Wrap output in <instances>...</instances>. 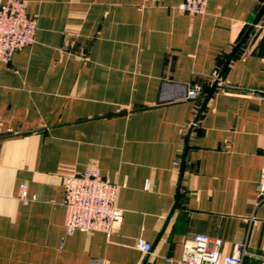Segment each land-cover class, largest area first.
<instances>
[{"label":"crops","instance_id":"1","mask_svg":"<svg viewBox=\"0 0 264 264\" xmlns=\"http://www.w3.org/2000/svg\"><path fill=\"white\" fill-rule=\"evenodd\" d=\"M24 1L34 42L0 62V264H182L195 234L261 254L264 15L208 94L264 0L193 16L183 0ZM195 85L204 100L185 99ZM89 168L117 185L122 222L66 235L63 179Z\"/></svg>","mask_w":264,"mask_h":264},{"label":"built area","instance_id":"2","mask_svg":"<svg viewBox=\"0 0 264 264\" xmlns=\"http://www.w3.org/2000/svg\"><path fill=\"white\" fill-rule=\"evenodd\" d=\"M209 0H183L178 6L179 12L186 15H202ZM36 20L27 14V2L24 0H0V62L8 63L13 54L34 42ZM219 71L215 70L212 81L218 80ZM202 88L195 85L186 91L185 99L196 100ZM146 183V187H147ZM66 235L75 232H101L110 235L121 224L123 210L115 204L117 185L103 176L99 169L89 168L79 174L63 179ZM19 200L27 204V186H19ZM264 201V141L261 150V167L257 183L258 205ZM222 241L211 239L204 234H195L182 245L180 263L182 264H243L245 257L258 259L255 264H264V251L261 254L250 253L246 242L233 245L230 254L220 251ZM135 248L149 254L152 245L138 239ZM170 261V260H168ZM88 264H104L103 260L91 259Z\"/></svg>","mask_w":264,"mask_h":264},{"label":"water","instance_id":"3","mask_svg":"<svg viewBox=\"0 0 264 264\" xmlns=\"http://www.w3.org/2000/svg\"><path fill=\"white\" fill-rule=\"evenodd\" d=\"M263 15H264V4L262 5V7L260 8V10L256 14L255 18L253 19V21L251 23V26L248 28V30L246 31V33L244 34V36L241 38V40L238 42V44L230 52V54L227 57V59H226L224 65H223L221 71L219 72L218 79L221 78L224 69L230 63V61L232 60V58L234 57V55L236 54V52L240 49V47L246 42V40L248 39L251 31L253 30V27L256 26V25H258V23L261 20V18H262ZM216 84H217V80L214 81L213 86L211 87L208 96H210L214 92V90L216 88ZM189 134H190V131L187 133L186 139H188Z\"/></svg>","mask_w":264,"mask_h":264},{"label":"trees","instance_id":"4","mask_svg":"<svg viewBox=\"0 0 264 264\" xmlns=\"http://www.w3.org/2000/svg\"><path fill=\"white\" fill-rule=\"evenodd\" d=\"M201 88H202V91H201V93H200V96H199V98H197V99H202V100H204L205 99V96H206V93L204 92V90H203V87L201 86ZM196 99V100H197Z\"/></svg>","mask_w":264,"mask_h":264}]
</instances>
